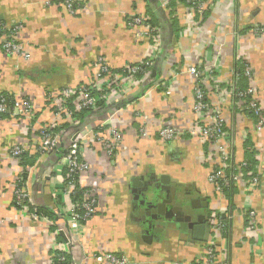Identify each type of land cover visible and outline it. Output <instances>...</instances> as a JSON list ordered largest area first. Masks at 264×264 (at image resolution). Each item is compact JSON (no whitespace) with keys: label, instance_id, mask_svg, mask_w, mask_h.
Here are the masks:
<instances>
[{"label":"crops","instance_id":"obj_1","mask_svg":"<svg viewBox=\"0 0 264 264\" xmlns=\"http://www.w3.org/2000/svg\"><path fill=\"white\" fill-rule=\"evenodd\" d=\"M166 1L167 7L161 0H74L71 15L59 0H0V22L15 30L16 41L29 55L23 60L0 53V96L30 99L37 109L31 121L16 116L11 107L0 117V264H51L53 248L61 242L57 236L64 241L55 233L66 230L57 216L50 230V224L13 206L22 169L8 157L10 149L19 145L36 153L37 131L52 118L46 96L84 83L98 57L115 72L145 58L151 46L138 35L143 27L129 26L138 15L154 21L158 30L161 52L149 76L137 78L124 93L98 103L58 132L62 150L76 132L96 135L112 127L122 134L111 158L92 137L86 142L83 158L89 170L80 184L93 191L96 206L81 238L73 242L70 260L100 264L93 255L102 251L130 264H195L204 255V225L213 213L227 223L226 263L264 264V131L254 135L252 115L233 96V71L244 63L251 72L245 83L253 86L264 111V35L255 31L264 28V0H212L204 19L178 0ZM191 66L202 72L208 102L222 111L233 142L232 165L240 164L246 151L254 153V146L259 183L250 197L237 168L230 176L235 189L231 202L208 183L214 160L198 139L183 135L162 142L154 132L166 124L184 133L193 124L195 80L186 71ZM237 85L242 86L240 80ZM134 112L147 119L145 137L138 133ZM58 160V152L38 154L27 180L33 205L54 215L69 207L57 193L64 179ZM172 188L176 203L185 200L188 208L193 203L191 216L164 215L166 227L154 230L147 225L144 197L149 201L147 192L153 190L163 198ZM247 209L254 212L253 230L247 226Z\"/></svg>","mask_w":264,"mask_h":264},{"label":"built area","instance_id":"obj_2","mask_svg":"<svg viewBox=\"0 0 264 264\" xmlns=\"http://www.w3.org/2000/svg\"><path fill=\"white\" fill-rule=\"evenodd\" d=\"M162 6L167 7V1L161 0ZM183 4L198 17L208 10V6L212 0H181ZM71 15L75 14L74 0H59ZM147 19L142 16H134L129 21L131 27H143L139 32L140 38H146L150 42L151 50L148 51L145 58L139 63L127 65L121 68V72L113 71L102 57H98L94 64V70L91 77L77 87L63 89L57 94H50L46 96L49 101V106L52 113V118L46 122L37 131L39 143L36 147V152L39 155L51 154L59 152L60 135L55 132L56 129L62 125H72L77 121L76 115L84 111H93L97 109L98 103L106 101L110 97H117L124 93L130 86L136 83L138 76L141 78L148 77L150 71L153 69L155 60L161 52L159 44L158 30L152 28L147 24ZM15 31V30H14ZM7 30L0 22V53L7 56H14L28 60L29 55L24 51V48L16 41L15 32ZM255 31L264 35V28L256 27ZM211 70V69H210ZM206 70L208 73L212 71ZM186 71L195 80L193 90V113L194 121L186 132H181L169 125H161L155 129V134L162 142H171L177 138L187 135L189 137L198 139L201 144H205L209 151V156L213 158L212 171L208 174V183L212 184L218 192L221 193L224 187L228 185L230 177H228V170L232 167L233 158L231 149L233 142L226 131L225 119L222 111L217 105H212L206 98L205 91L202 87V72L191 66ZM243 76L250 81L251 72L248 66L244 64ZM233 96L234 98L244 101L245 107L252 114L254 119L253 133L257 137L264 131V111L260 102L255 96V89L252 85H248L245 91H238L239 76L236 71H233ZM11 107L16 116L26 118L31 121L34 120L37 109L34 103L27 98L8 99L0 96V117L5 115L8 108ZM135 117L140 122L138 133L145 137L147 134L146 122L147 119L141 116L138 112H134ZM93 138L100 148L106 153L108 157H114L116 150L122 143V134L112 127L100 129V132L93 135L90 131L76 132L72 135L69 145L65 149L63 157L58 158L57 166L61 167L65 178L57 189L60 193L62 201H68L69 207L61 214H57V219H61L66 224V230L63 229L56 232V235H63L64 241L56 243L53 248V256L56 255V262L51 264H73L70 260L66 261V257H70L73 242L79 240L82 234V227L94 215L95 203L94 193L91 189L83 187L80 179L83 174L88 172L89 164L83 158V152L89 138ZM91 138V139H92ZM246 141V138H243ZM87 142V143H86ZM254 152L253 159L257 162L258 155L255 153L254 146L251 148ZM24 153H27V148L23 146H14L10 149L8 157L19 162ZM242 160L240 166H245ZM238 166V168H240ZM256 166V165H255ZM254 166L252 171L253 177L246 181L247 195L250 197L253 190L256 189L259 183L258 168ZM240 176V175H239ZM21 179V178H20ZM18 178L17 182H20ZM28 180V177H27ZM27 180L22 186L13 190V205L24 215L32 218L35 221H42L50 226L52 220L48 217L30 214L31 208H34L30 198L29 190L27 188ZM84 189L82 193L81 191ZM80 193L82 195L81 203H73L71 201L74 194ZM83 211L80 213V211ZM248 218V227L253 230L254 223L252 221L254 212L246 210ZM227 223L222 221L217 214H210L209 216V236L205 246L204 255H202L195 264H227L226 263V239L224 235L227 234ZM61 235V236H62ZM97 263L108 264H130L127 259L117 256L110 252H98L93 255Z\"/></svg>","mask_w":264,"mask_h":264},{"label":"trees","instance_id":"obj_3","mask_svg":"<svg viewBox=\"0 0 264 264\" xmlns=\"http://www.w3.org/2000/svg\"><path fill=\"white\" fill-rule=\"evenodd\" d=\"M174 1V0H173ZM179 2L183 3L181 0H178ZM171 2V1H170ZM169 2V4H170ZM207 11L202 15L201 19H204L206 16H207ZM198 17V16H197ZM154 21H150L148 20L147 21V24L150 25L152 28H155V24L153 23ZM172 26L173 28L175 29V31L178 29V26H177V23L176 21H173L172 20ZM243 69H244V63H239L236 67V73L238 74L239 76V80H240V83L242 84V86H238V91H245L248 87L247 83L246 82V78L243 76ZM122 70H119L118 72H121ZM140 77V76H138ZM6 98V97H5ZM8 101L10 98H7ZM88 111H84L82 112L83 114L87 113ZM78 114L76 115V118L77 119H81V114ZM252 115V114H251ZM253 117V116H252ZM65 126H67V124H64L62 125L60 128L56 129L55 132L58 133L60 129L64 128ZM249 143L247 142V145ZM31 154V153H30ZM28 152L27 153H24L22 155V157L20 158L18 164L19 166L21 167L22 171H21V175L19 176V179L21 180L20 182H16L17 183V188L22 186V184L27 180V177H28V170L29 169H32L34 167V165L36 164L37 162V158H38V153L36 152L35 154L33 155H30ZM65 154V150H62L59 148V152H58V158H61L63 157ZM246 164L245 166L241 167L240 164H233L232 167L230 168L229 172L228 173V177H230L231 175H235V168L238 169V173H240V177L242 178V180L244 181H248L250 180L252 177H253V174H252V171L254 169V166H255V160L253 159V154L250 153V152H247L246 151V154H245V157H244V160H243ZM238 166H240V168H238ZM65 173H64V178H65ZM232 182L229 181L228 182V185L226 187L223 188V192H224V197L228 200V202H231L232 200V197H233V193L235 191L234 187H233V184H231ZM16 186V185H15ZM84 191V189H82L81 191H79L80 193H82ZM80 193H76L74 194V196L72 197L71 201L73 203H81L82 202V195ZM13 202V201H12ZM13 204V203H12ZM14 206V205H13ZM15 207V206H14ZM16 208V207H15ZM17 209V208H16ZM83 211L81 210L80 213H82ZM29 213L32 215L33 213L38 215V216H42V217H48L49 219H53L56 218V215L53 214L52 211H48L46 209H43V208H38V207H34V208H31ZM52 220V221H53ZM54 224V222H53ZM50 230H53L52 226H50ZM58 237V240L62 241L60 239V236H57ZM58 253H56L54 255V257H52V261L53 263L56 262V255ZM58 256V255H57ZM66 261L67 263L70 262V257H66Z\"/></svg>","mask_w":264,"mask_h":264},{"label":"water","instance_id":"obj_4","mask_svg":"<svg viewBox=\"0 0 264 264\" xmlns=\"http://www.w3.org/2000/svg\"><path fill=\"white\" fill-rule=\"evenodd\" d=\"M152 77H154V72H152ZM161 183H163V178H161ZM157 191V190H156ZM174 192H176L175 188L171 189V196L167 194L166 197H161V195L156 194L153 190L148 191L147 195L150 196V200L146 201V196L144 197V203L147 204L146 210V217L150 219L149 225L152 226L156 218L154 216H171L172 213L176 210V208H181L182 204L181 203H176L175 201V195ZM168 205H173V208L170 210H167ZM171 218V217H170ZM205 229L207 231L206 236H209V221L205 223ZM62 235V234H61ZM207 240V239H206Z\"/></svg>","mask_w":264,"mask_h":264},{"label":"flooded vegetation","instance_id":"obj_5","mask_svg":"<svg viewBox=\"0 0 264 264\" xmlns=\"http://www.w3.org/2000/svg\"><path fill=\"white\" fill-rule=\"evenodd\" d=\"M151 189H152V187H151ZM168 194H170V193H168ZM176 196V195H175ZM169 197H170V195H169ZM182 200H184V199H182ZM179 203H181L182 204V206H181V208H182V210L180 209V208H177L173 213H172V215L171 216H173V215H175L176 214V216H180V214L181 213H183L182 215H183V217H185V215L186 216H191V215H189V210L191 209V207H192V205H193V203L190 205V207L188 208V207H186V203H185V200L184 201H181V202H179ZM184 208H185V210H184ZM180 210H181V212H180ZM146 212H148V211H146ZM181 215V216H182ZM155 218H156V220L154 221V223L152 224V226H153V228H154V230L155 229H157V228H159V227H166L165 226V218L163 217V218H161V217H159V216H154ZM170 217V216H169ZM148 222H150V219H149V221ZM147 222V225L149 224ZM150 226V225H149ZM151 226V227H152Z\"/></svg>","mask_w":264,"mask_h":264}]
</instances>
